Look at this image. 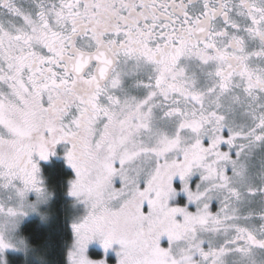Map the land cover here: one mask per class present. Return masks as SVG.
<instances>
[{"label": "snow or ice", "instance_id": "obj_1", "mask_svg": "<svg viewBox=\"0 0 264 264\" xmlns=\"http://www.w3.org/2000/svg\"><path fill=\"white\" fill-rule=\"evenodd\" d=\"M61 142L69 264H264V0H0V252Z\"/></svg>", "mask_w": 264, "mask_h": 264}, {"label": "trees", "instance_id": "obj_2", "mask_svg": "<svg viewBox=\"0 0 264 264\" xmlns=\"http://www.w3.org/2000/svg\"><path fill=\"white\" fill-rule=\"evenodd\" d=\"M52 196V214L48 221L33 218L22 224L23 235L38 252L35 264H68V252L73 242V228L70 223L72 199L68 196V181L71 170L61 161H52L43 169ZM71 202V203H70ZM11 264H27L24 257L10 256Z\"/></svg>", "mask_w": 264, "mask_h": 264}, {"label": "rangeland", "instance_id": "obj_3", "mask_svg": "<svg viewBox=\"0 0 264 264\" xmlns=\"http://www.w3.org/2000/svg\"><path fill=\"white\" fill-rule=\"evenodd\" d=\"M51 155L52 154H50L49 158L45 161H49L51 159L50 158ZM38 158L39 157L37 156L36 157L37 161H38ZM68 167L70 168L71 172L73 173L72 177L68 181V184H69L68 196H69V198L71 197V199H72V205H71L72 209L70 212V223H71V228H72L73 223L76 222L80 217H82L85 214L86 209L82 203L78 202L75 197H73L72 195L69 194L70 181L72 179H74L75 172H74V169L71 167V165L68 164ZM41 176H42L43 183H44L46 190L51 195L49 196V198L46 201L41 202L37 205V209H38L37 211H29V212H27L26 215H23L20 218L18 227H17V229L13 235V240H16L17 238H19L21 236L25 237L22 233L21 227H22V224H24L26 221L33 219V218L40 219L42 222L48 221L51 214H52L51 202H52L54 196H52V191H51L50 186L47 185L46 177L43 174L42 169H41ZM198 179H199L198 174L193 175L192 180H191L192 184L195 185V183L198 181ZM174 184L177 186V188H179L180 182H179L178 178L174 181ZM182 196L185 197V195L183 193H178L177 197L175 199H173L171 201V203L181 205L180 200H181ZM28 199L30 201H35L36 200V194L34 192L29 193ZM185 203H186V201H184V204ZM189 207H192V205H189ZM40 213H47V217L42 219ZM73 234H74V232H73ZM73 239H74V237H73ZM162 244L164 246L167 245L166 239H162ZM27 245H28V247L14 246V247H9V248L4 249L2 252H0V264H11L10 263V256L12 254H16V255H20V256L24 257V260L26 261L27 264H35V262L38 261V257H39L38 252H37V250L33 249V247L30 245L29 241H27ZM71 246H72V244H71ZM71 246H70V248H71ZM70 248H69V250H70ZM118 250H119L118 244H113L112 248H110L108 250V252H107L108 264H117L118 257H117L116 253ZM86 254L91 259H99L105 255L104 250L102 248V245L99 243V241H96V240H93L89 243V245L87 247Z\"/></svg>", "mask_w": 264, "mask_h": 264}, {"label": "flooded vegetation", "instance_id": "obj_4", "mask_svg": "<svg viewBox=\"0 0 264 264\" xmlns=\"http://www.w3.org/2000/svg\"><path fill=\"white\" fill-rule=\"evenodd\" d=\"M67 147H68V145H66L64 142H61V143H59V144L56 145L55 150H54L55 151V154L54 155L53 154L51 155V157H50L51 159L49 161L40 160L38 158V164L40 166V170L42 169V171H43L44 167L47 164H51L52 161H55V160L56 161H61V162L65 163V165L68 167V163H66L67 160H66V156H65V152L67 150ZM180 201H181V205H183L184 204V201H186V196L185 197L182 196ZM212 206H213V209H215L216 203L213 202V205Z\"/></svg>", "mask_w": 264, "mask_h": 264}, {"label": "clouds", "instance_id": "obj_5", "mask_svg": "<svg viewBox=\"0 0 264 264\" xmlns=\"http://www.w3.org/2000/svg\"><path fill=\"white\" fill-rule=\"evenodd\" d=\"M50 195H51V194L46 190V198H45L44 200H42L41 202L46 201V200L49 198ZM41 202H40V203H41ZM38 204H39V203H38ZM38 204H37V205H38ZM37 205H36V207H37ZM40 215H41L42 219L47 217V213H40ZM20 241H23V243H20ZM12 242H13V244H14L15 246L28 247L26 237H23V236L17 238L16 240H13Z\"/></svg>", "mask_w": 264, "mask_h": 264}]
</instances>
